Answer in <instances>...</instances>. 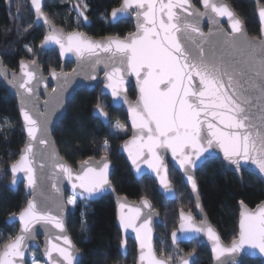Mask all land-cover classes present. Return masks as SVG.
Returning <instances> with one entry per match:
<instances>
[{
  "label": "snow or ice",
  "instance_id": "6c2138e0",
  "mask_svg": "<svg viewBox=\"0 0 264 264\" xmlns=\"http://www.w3.org/2000/svg\"><path fill=\"white\" fill-rule=\"evenodd\" d=\"M199 3L203 11L194 6L193 0H122L105 17L110 15L112 22H117L134 13L135 31L123 38L92 40L79 32L65 34L57 29L45 15L42 0H31L37 21H43L48 29L39 45L40 51L55 45L62 58L67 53L74 54L81 68L87 66L95 71L103 64L107 81L104 88L111 91L114 102L123 100L128 105L133 135L122 148L133 167L141 173V163L146 165L164 192L178 198L168 178L166 156L170 153L196 194L197 209L201 204L193 169L216 149L237 174L251 164L264 178V8L259 10L260 37L249 39L245 24L233 7L222 0H199ZM16 7L19 18L21 6ZM72 10L88 22L87 0H74ZM205 17L210 25L207 34L201 28ZM221 18L227 20V31L221 27ZM25 47L29 54L33 53V47ZM19 69L20 75L13 73L9 83L23 90L20 116L28 140L20 159L11 165L12 183L16 184V174L23 172L33 199L19 213V232L0 251V264H26L29 242L36 239L37 225L44 228L47 237L42 253L44 264H78L76 249L66 234L65 208L59 198L61 183L67 180L71 186L72 196L67 203L73 207L78 200L100 196L111 188L109 160L107 156L100 161L86 159L74 171L59 158L48 139L51 111L47 109L51 100L45 102L46 111L41 113L35 92L43 81L39 62L21 60ZM3 74L7 76L6 71ZM79 74V69L70 74L51 71L58 82L53 90L57 95L52 98L56 106L63 104L67 86ZM129 76L136 80L135 103L127 100L125 82ZM104 108L105 105L97 103L94 112L106 123L110 117ZM3 127L0 125V129ZM127 131V124L117 121L108 135L119 138V133ZM37 144L44 146L43 150ZM102 147L109 149L107 138ZM45 179L51 182L55 197L47 192ZM118 204L121 229L131 228L136 233L137 264H195V249L185 256L177 245L194 240L201 233L212 242L215 264H242L238 260L242 254L258 252L264 256V203L249 211L240 202L238 239L227 247L205 220L197 224L191 213L181 211L179 229L171 232L175 255L167 256L157 255L153 245L154 218L159 214L152 209L151 202L145 198L141 206L130 207L123 201ZM16 219L10 217L11 221ZM120 251L126 256L127 244L123 239ZM32 264L41 261L33 257Z\"/></svg>",
  "mask_w": 264,
  "mask_h": 264
},
{
  "label": "trees",
  "instance_id": "16d2710c",
  "mask_svg": "<svg viewBox=\"0 0 264 264\" xmlns=\"http://www.w3.org/2000/svg\"><path fill=\"white\" fill-rule=\"evenodd\" d=\"M198 4V0H193ZM237 15L243 20L248 33L258 36L259 25L256 20L255 6L251 0H226ZM264 3V0H259ZM89 11L86 13L90 25L84 26L81 19L73 12L70 0H47L44 12L50 20L66 31L79 30L93 38L117 35L123 37L133 31V24L121 20L114 25L109 22L105 13L120 5L121 0H87ZM20 5L19 19L16 18L17 7ZM79 19V23L77 22ZM44 35L42 26H35L33 15L29 11L28 0H0V52L4 64L13 70L22 59L31 61L38 54V45ZM33 47L29 54L25 46ZM40 67L47 72L59 69L61 63L54 51H45L39 60ZM71 64L66 65L70 69ZM98 89L86 91L78 89L68 103L66 113L53 130V138L60 155L72 166L90 157L107 156L113 164L110 180L118 194L125 195L129 200L146 197L159 212L162 219L156 227L157 238L155 249L165 256L175 255L170 246L169 234L178 222V210L193 208L187 187L182 183L179 174L169 166V177L176 187L177 197L174 201H166L157 192L152 178L143 176L139 181L132 176L128 164L121 152V143L129 135L119 138L109 136L114 122L126 123V114L122 109L111 108L107 97L101 99L104 110L110 115V123L104 126L92 116V109L97 103ZM134 98L133 87L128 91ZM7 123L5 124V122ZM127 124V123H126ZM0 250L17 231V224L8 225L5 220L12 213H18L26 204L22 186L16 192L7 187L9 182L8 167L13 163L24 143V135L18 116L16 100L10 96L0 82ZM128 128V127H127ZM109 140L110 147L105 150L103 140ZM241 181L234 173L225 170L219 159L207 160L196 172V180L200 198L213 227L221 239L229 243L237 234L238 202L254 207L264 201V183L253 173L243 171ZM82 213L84 215H82ZM68 232L75 245L83 252L81 264H134L136 259L135 246L127 241V256L122 257L120 232L116 227L115 206L110 197H103L95 202L80 201L73 211L69 209L67 219ZM166 241V243H162ZM178 248L184 252L198 253L196 264H211L208 249L198 241L182 243ZM32 255L40 260L38 252ZM28 264V263H27ZM243 264H262L258 259H246Z\"/></svg>",
  "mask_w": 264,
  "mask_h": 264
},
{
  "label": "water",
  "instance_id": "95a60500",
  "mask_svg": "<svg viewBox=\"0 0 264 264\" xmlns=\"http://www.w3.org/2000/svg\"><path fill=\"white\" fill-rule=\"evenodd\" d=\"M70 1H71V4L73 5L74 0H70ZM251 1L254 3V6H255V15H256L257 23L259 25V32H258V36L252 37L248 33L247 28H246V25H245L246 34L249 37V39L259 38L260 37L261 22H260V17H259V10L262 9V8H264V3H260L259 0H251ZM46 2H47V0H42V4H43L44 8H45ZM222 2L225 3V4L230 5L226 0H222ZM121 3H122V0H121ZM121 3H120V5H121ZM193 4H194V1H193ZM28 6H29V11L33 15L34 25L35 26H42V28L44 29V35H45L46 32L48 31V29L43 24V21H37L34 13L32 11V9H31V0H28ZM119 6H117V7H119ZM194 6L196 8H198L199 10L203 11V8L200 5L199 0H198V4L197 5L194 4ZM117 7H115V8H117ZM113 9L110 10L109 14L111 13V11ZM73 12L76 14L75 11H73ZM45 15H46V13H45ZM108 17H109V22H110L111 25H114V24H116L117 22H119L121 20L131 21L132 24H133V31H135L134 13H131L128 17L122 18V19H120L117 22H112V18H111L110 15H108ZM80 19H81V21H82V23H83L84 26H89L90 23H91L89 18H88V22L87 23H85L83 21V18H80ZM51 23L57 29L62 30L63 32H65V34L72 33V32H79V33L84 34L85 36H87L89 39H92V40H101V39H104V38H111V37H116L117 36V35H114V36H106V37H103V38H93V37L87 35L86 33L82 32V31H79V30L66 31L62 27L57 26L52 21H51ZM221 27L224 30H226V31L228 30V28H227V20L224 19V18H221ZM201 28H202V31L205 34H207L209 32V30H210V25H209V22H208V20H207L206 17L201 20ZM44 35H43V37H44ZM127 35H125V36H127ZM123 37H121V38H123ZM42 40H43V38H42ZM40 43H39V45H40ZM39 45H38V54H37V56L35 58V59L38 60V62H39L40 57L42 56V53L43 52H45V51H54V52L57 53V55L59 57V61L61 63V66H60L59 69H54L57 73H60L61 71H63L65 74H70V73H72L73 69H79L80 70V73H81V74L75 76L72 79L71 83L67 86V89L64 92V102H63V104L60 105V106H56L55 100L52 99V98L57 95V93H55L53 90L58 87V82H57V80L53 79L52 76H51V71L53 69H50L47 72H45L40 67V63H39V67H40V70H41V75L43 76V81L41 83H39V85L36 86L35 92H36V95L38 97V105H39V110H40L41 113H44L46 111L45 106H44L45 105V102L51 100V103L49 104V107L47 109V111H51L50 123L48 125V128H49V136H48V139L52 142V146L55 148V150H56L59 158L65 164L70 165L60 155L59 150H58V148L56 146V143L54 141V138H53V130L55 129V127L57 126V124L60 122V120L62 119V117L65 115L66 109H67V106H68V103L71 101V99L73 98V96L75 95V93H76V91L78 89H81L82 88V89H85L86 91H94V90L98 89L97 103H100L101 104V99L103 97H107L108 100H109V105H110L111 108L122 109V111L126 114V123H127L128 128H129V135L122 141L120 148H121V152H122V154H123V156H124V158L126 160V163L128 164V167H129L130 172H131L132 176L134 177V179L137 180V181H139L143 176H148V177L152 178V180L155 182L156 187H157V192H158L159 195H161L166 201H174V200H176V198H172V197H170L168 194H166L164 192V190L161 188V186L159 184V181L157 180L155 174L152 173L150 170H148L147 167H146V165H144L143 163H141V168L143 169V172L137 173L136 169L133 167L131 161L128 158V153L125 152V151H123L122 146L124 145L125 141L130 140L131 137H132V135H133V130L131 128V123H130V121L128 119V105L125 104L123 102V100L114 102V99H113V97L111 95V91L104 88V85H105V83L107 81H106V78H105V70H104L103 64L98 65L96 67L95 71H93L90 67H87V66L81 68V66H80L79 62L77 61V58H76V56L74 54L67 53L66 56L62 58L60 56L58 46L52 45V46H50L49 49L41 52L40 51V48H39ZM22 60H24L25 62H30V61L25 60V59H22ZM20 62H21V60L18 62V67H17L16 70L10 69V68H8L4 64V61L2 59V54L0 52V64H2V70H0V82L3 85V87L5 88V90L7 91V93L16 100L18 116H19V120H20V123H21L22 132H23V135H24V143H23L22 147L20 148L19 155H18L17 159L13 163H15L16 161H18L20 159L21 152L25 148V145H26L27 140H28L27 134H26V132L24 131V128H23V120H22V117L20 116V111H21V106H22V100H21L20 93L23 92V90L22 89H18L17 87H13L12 84L9 83V81L12 80V74L13 73H15L17 76L20 75V69H19ZM67 64H71L72 65V67L70 69H68V70L66 69V65ZM5 71L7 72V76H5L3 74V72H5ZM92 76H95L96 79H92ZM130 87H133V89H134V92H135V97L134 98H130L129 97L128 91H129ZM125 89H126L127 100L129 102H131V103H135L136 100H137V98H138V90H137L136 80H135V77L134 76H129L127 78V80L125 82ZM97 103H96V105H97ZM95 106L92 109V116L94 118L98 119L104 126H108L109 123H110V118L105 123L103 121V118L99 117L94 112ZM109 117H110V115H109ZM37 147L40 148L41 150H43V147L44 146L37 144ZM103 157H105V156H102L100 158L90 157V158H87V159H92L94 161H100ZM166 159H167V162H168V174H169V166H170V167H172L179 174V176H180V178L182 180V183L187 187L188 192H189V196H190V198H191V200L193 202V208L192 209L187 210V211H184L182 209H179L178 210V214H177L178 223H177V226H176V228L174 230H178L179 229V225L181 223V221H180V213H181V211H183L186 215L188 213H191L192 216H193V219H194L195 223H197V224H199L202 220H205L206 223L209 226H211L216 231V233L219 235L218 231L213 227V225L210 222V220H209L206 212L204 211V208H203V205H202V201H201V198H200L199 188H198V196H199V201H200V204H201V208L200 209H197L196 208V194H194L192 192L191 186L187 184L186 177H184L183 173L179 170V166L176 165L175 162L172 160L170 153L167 154ZM209 159H219L221 161L222 165L224 166L225 170L228 171V172H230V173H234L238 177V179L241 181V174H237L235 171H233V166L229 165L228 162L224 160L223 153L220 152L219 149H216L212 155L207 156V158H202V160L200 162H198L196 168L193 169L195 179H196V172H197V170L207 160H209ZM108 160H109V164H110V175H109V180H110V177H111V174H112V170H113V164H112L111 160L109 159V157H108ZM81 162L82 161H80L79 163H77L75 166H72V165H70V166L72 167V169L74 171L75 170H78L79 167H80ZM13 163H11L9 165V167H8V173H9L10 179H9V182L7 183V187L10 190L16 192L17 189L19 188V186H22V189L24 191V195L27 198V201H26V204L24 205V207L18 213H12L5 220V222L8 225L17 224V231L15 233V235H17L18 232H19V227H20L19 226V221H18L19 213L21 211H23L27 207L28 201L31 200V199H33V195H32V190L30 188H28V186H27V181L24 180V175L25 174L23 172H18L16 174V184H13L12 183L13 174L11 172V165ZM36 167H37V175L39 177V163H37ZM244 171H248V172L253 173L254 175H256L264 183V178H262L260 176L258 170L255 169V166L254 165L249 164ZM46 172H47V170H46ZM168 178L170 180L169 175H168ZM196 182H197V180H196ZM43 183L47 187V192L50 193L53 197H55L56 196V193L54 191H52V189H51V182L49 180L45 179L43 181ZM171 183H172V181H171ZM110 184H111V188H109L102 195L97 196V197H94L92 199H88V200L81 199V200H78V201L95 202V201L100 200L103 197H110L112 199V201L114 203V206H115L116 227H117L118 231L120 232V242L123 239V240L126 241V244H127V241L128 240L131 241L134 244V246H135V253H136V259H135V263L134 264H137V258L139 256V247H138V243H137V240H136V233L133 232L131 228L127 229L126 231L121 229L120 223H119V219H118L121 210L119 208L118 201L126 202V204L128 206H130V207L131 206H141L142 199H145L146 197L139 198L138 200H129L125 195L118 194L116 192V190H115V188H114L111 180H110ZM172 185H173V187L176 190L175 185L173 183H172ZM67 196H72V189H71V186L68 184L67 180H63L62 183H61V193H60L59 198L62 199L63 204H64V208H65V211H64V219H65V224H66V234L71 239L72 244H73L74 248L76 249L77 258H78V264H81V261L83 259L84 254L75 245V243L73 242V240H72V238H71V236H70V234L68 232V229H67V219H68V216H69V208H68L67 203H66ZM176 196H177V194H176ZM146 199H148V198H146ZM262 203H264V201H261L260 203L256 204L252 208L249 207V206H247L245 203L244 204L247 206V209L249 211H254V210L257 209V206L260 205V204H262ZM237 206H238L237 234H236V237L234 239H238L239 222H240V218H241L240 217V213H241V205H240V202H238ZM152 209L159 214V212L153 207V205H152ZM53 211L55 212V209H53ZM123 211L125 213L128 212V208L123 209ZM144 211H147V209H144ZM13 216L17 217V219L15 221H11L10 220V217H13ZM161 223H162V219H161L160 214H159L157 218H154V224H153V245H154V248H155V241H156V238H157L156 227L160 226ZM52 231L55 232V229H52ZM219 237H220V235H219ZM169 238H170V246H171V233L169 235ZM46 239H47V237L45 235L44 228L42 226H40V225H37L36 226V239H35V241H30L29 242V245L30 246H29V249H28V251L26 253V257H25L26 264L28 263V260L30 259V257H31V255H32L33 252H38V254H39V256H40V258H41V260H42V262L44 264V257L42 256V253H43V250H44V248L46 246ZM53 239H54V237H53ZM234 239H232L229 243H225L221 239V237H220L221 243L224 246H226V247L227 246H231V243H232V241ZM191 241H199L200 244L205 245V247L208 249V251L210 253V256H211V264H215V261H214V258H213V252H212V242L208 240V238H207L206 235H204L203 233H201L196 239L191 240ZM8 242H6L2 246V248H1L0 251H3L5 245ZM182 242L187 243V242H190V241H181L180 243H182ZM171 248H172V246H171ZM177 249L183 255H185V256L188 255L189 253H191V252H189V253L182 252L178 248V246H177ZM119 251H120V246H119ZM155 251H156V249H155ZM127 252H128V247H127ZM120 253H121V251H120ZM156 253H157V255H160L157 251H156ZM126 256H127V254H126ZM126 256L125 255H122V257H124V258ZM246 259H258L262 264H264V256H260L258 252L255 253L254 255L253 254H242L241 256L238 257V260L242 261V264H243V262ZM198 260H199L198 253L195 251V256H194L195 264L198 262Z\"/></svg>",
  "mask_w": 264,
  "mask_h": 264
},
{
  "label": "rangeland",
  "instance_id": "374dc122",
  "mask_svg": "<svg viewBox=\"0 0 264 264\" xmlns=\"http://www.w3.org/2000/svg\"><path fill=\"white\" fill-rule=\"evenodd\" d=\"M18 20H20V19L18 18ZM115 124H116V122H114V123L111 125V129L114 128V125H115ZM127 127H128V126H127ZM128 133H129V128H128L127 134H128ZM119 135H120V136H123V135H126V134L119 133ZM70 197H71V196H67V198H66V203H67V201H68V199H69ZM79 202H80V201H78V203H79ZM67 206H68V208H69L71 211H73L74 208H75V207L69 205L68 203H67ZM0 247H1V245H0ZM33 257H34V256L31 255L30 259L28 260V264H32V258H33ZM40 261H41V264H43L41 258H40Z\"/></svg>",
  "mask_w": 264,
  "mask_h": 264
},
{
  "label": "flooded vegetation",
  "instance_id": "af4514ba",
  "mask_svg": "<svg viewBox=\"0 0 264 264\" xmlns=\"http://www.w3.org/2000/svg\"><path fill=\"white\" fill-rule=\"evenodd\" d=\"M177 218H178V217H177ZM177 223H178V222H177ZM169 235H170V234H169ZM169 241H170V238H169ZM190 242H192V241H190ZM198 242H199V241H198ZM182 243H185V242H182ZM182 243H179V244H182ZM187 243H189V242H187ZM179 244H178V245H179ZM178 245H177V246H178ZM201 245H202V244H201ZM204 246H205V245H204Z\"/></svg>",
  "mask_w": 264,
  "mask_h": 264
}]
</instances>
